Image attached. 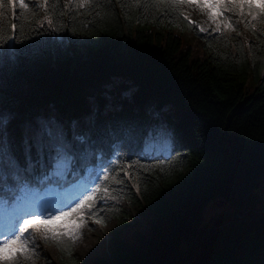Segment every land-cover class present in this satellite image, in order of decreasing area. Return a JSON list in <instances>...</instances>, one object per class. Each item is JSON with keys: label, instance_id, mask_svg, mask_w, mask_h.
I'll return each mask as SVG.
<instances>
[{"label": "trees", "instance_id": "trees-1", "mask_svg": "<svg viewBox=\"0 0 264 264\" xmlns=\"http://www.w3.org/2000/svg\"><path fill=\"white\" fill-rule=\"evenodd\" d=\"M13 2L0 0V124L14 150L36 129L62 134L79 155L69 177L99 189L73 213L128 227L126 200L150 215L136 246L110 231V258L79 263L64 234L43 264H264V0H211L216 30L182 0ZM214 200L228 209L206 223Z\"/></svg>", "mask_w": 264, "mask_h": 264}, {"label": "rangeland", "instance_id": "rangeland-1", "mask_svg": "<svg viewBox=\"0 0 264 264\" xmlns=\"http://www.w3.org/2000/svg\"><path fill=\"white\" fill-rule=\"evenodd\" d=\"M34 4H42V0H27ZM67 7H71L73 3H78L80 6L86 4V0H63ZM25 2V0H24ZM15 8L11 6L12 11L19 8V0H14ZM182 8L185 15L192 21L198 24L203 30H216L219 27V10L212 5L211 0H182ZM203 5V6H202ZM246 38L251 35L247 30H243ZM185 40L189 47L196 51L203 52V42L194 36L190 31L184 33ZM130 92V91H128ZM53 134H57L55 131ZM153 144L159 148H169L170 139L166 135H160L155 139ZM68 169L66 165L63 170ZM61 170V169H60ZM62 171V172H64ZM258 194L262 203L259 207H264V187L258 189ZM99 189L96 184L95 177H89L85 180H74L68 184L59 186L58 184L46 185L43 183L41 188L25 187L12 202L15 205L11 207L8 203L0 201V235L8 233L9 228L5 227L8 223L15 222V218L21 215V210L26 211L29 215L36 214L42 220L46 221L48 228L57 233L59 236H68L72 241L73 255L79 263L95 260L98 257L110 258V231L118 227L121 236L124 240L132 245H137L136 235H147L150 228V215H143L140 209L133 206L129 201H122L121 206L127 211L128 227L121 226L118 218L105 213L103 222L94 221L91 216L83 212L73 213V209L79 208L82 204L81 200L84 197L90 196L95 198ZM100 199L107 198V193H101ZM78 206V207H77ZM228 206L223 201H211L204 209L205 222L211 223L216 215L222 211H226ZM126 214V213H125ZM26 218V217H25ZM68 225H73L81 230L87 236L86 241H81L82 245L89 244L88 247L79 249L75 239L78 233H71ZM75 236V239L72 237ZM24 248L20 247V243L8 244L2 250L4 259H0V264L10 262L13 258L28 264H43L45 257L56 258L57 249L55 241L52 238V232L45 230V224L32 225L22 237ZM26 249V251H25Z\"/></svg>", "mask_w": 264, "mask_h": 264}, {"label": "snow or ice", "instance_id": "snow-or-ice-1", "mask_svg": "<svg viewBox=\"0 0 264 264\" xmlns=\"http://www.w3.org/2000/svg\"><path fill=\"white\" fill-rule=\"evenodd\" d=\"M12 6L15 8L16 5L13 4ZM19 6L28 8L24 0H19ZM11 30L15 33V24L11 26ZM2 40L3 37L0 36V41ZM77 139L83 140V137ZM18 151L22 154L23 160L18 155ZM18 151L14 150L5 128L0 124V179L10 178L13 180L17 186V191H23L34 181L37 183L44 180L50 181L57 171L66 165L73 167L79 163L76 144L68 141L62 134H53L51 131L34 130L27 138L22 139ZM104 171L107 174V169ZM90 199V196H86L80 203L83 204ZM34 224H45V230L52 232V238H60L57 233L48 228L46 221L36 214L29 215L26 211L21 210V215L15 218L14 223L10 222L5 225L10 231L0 235V259H4L2 250L8 244L19 242L20 247L24 248L23 234ZM72 238L75 239V236Z\"/></svg>", "mask_w": 264, "mask_h": 264}, {"label": "bare ground", "instance_id": "bare-ground-1", "mask_svg": "<svg viewBox=\"0 0 264 264\" xmlns=\"http://www.w3.org/2000/svg\"><path fill=\"white\" fill-rule=\"evenodd\" d=\"M68 229H69V231H71V233H78L79 234L78 237L75 239L76 245L78 246L79 249H82V248L84 249V248L89 246V244L82 245V243H81V241L82 242L86 241V243H87V236L84 235V232H82L81 230H79L77 232L78 228H76L73 225H68Z\"/></svg>", "mask_w": 264, "mask_h": 264}]
</instances>
